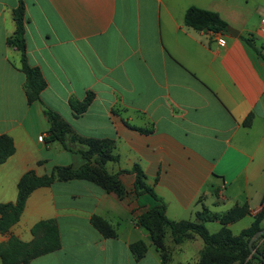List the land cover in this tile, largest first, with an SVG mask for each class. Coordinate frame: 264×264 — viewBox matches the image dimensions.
<instances>
[{
    "label": "crops",
    "instance_id": "obj_1",
    "mask_svg": "<svg viewBox=\"0 0 264 264\" xmlns=\"http://www.w3.org/2000/svg\"><path fill=\"white\" fill-rule=\"evenodd\" d=\"M20 1L27 62L47 84L40 103L31 105L20 55L6 44ZM189 7L217 13L237 37L217 33L225 38L220 47L216 34L185 26ZM247 39L264 55V0H0V136L15 149L0 164V204L15 202L28 171L40 177L85 163L75 152L84 146L70 134L65 145L73 152L44 143V109L74 135L112 141L117 160L105 169L127 192L120 200L81 180L37 188L0 244L10 237L29 243L36 223L53 220L60 248L26 264H164L137 224L158 203L148 194L134 196L135 167L169 220L202 223L215 234L219 220L201 222L198 213L221 216L246 206L248 214L225 227L233 236L248 229L264 206V60ZM89 92L93 101L74 116L69 100L81 102ZM93 216L107 221L115 237H102ZM136 241L147 247L139 261L128 248ZM165 245L166 264H194L204 249L198 236L175 244L170 232ZM176 255L191 261L174 262Z\"/></svg>",
    "mask_w": 264,
    "mask_h": 264
},
{
    "label": "trees",
    "instance_id": "obj_2",
    "mask_svg": "<svg viewBox=\"0 0 264 264\" xmlns=\"http://www.w3.org/2000/svg\"><path fill=\"white\" fill-rule=\"evenodd\" d=\"M12 20L15 24V30L11 36L7 37L6 44L20 55V71L25 77L23 89L27 104L40 103V94L47 84L39 68L31 67L27 62L24 38L25 7L22 1L12 11ZM183 22L185 26L195 31H208L213 34L227 32L226 28L228 26L217 13L196 7H189L185 11ZM246 42L264 60V55L253 47L251 40L247 39ZM93 98L94 95L89 92L81 102L70 99L69 106L74 116L82 115L93 101ZM43 114L49 123L47 135L43 139L44 143L48 145L52 142H58L64 149L73 152L74 150L65 145V137L70 134L73 142H78L84 146L83 150L75 152L85 160V163L78 168L55 167L49 175L40 177L36 176L33 171L26 172L16 185L17 196L15 202L0 204V234L7 233L19 220L26 199L33 190L48 187L56 181H86L98 186L105 193L114 194L117 199H122L125 195V190L117 174H109L105 169L107 162L117 160V157L113 154L112 141L81 138L74 135L69 125L56 113L44 109ZM248 121L249 119L244 124H248ZM14 151L12 139L6 135H1L0 164H3ZM132 172L135 174V193L137 195L148 194L158 203L139 216L138 225L148 233L149 240L159 254L162 263L166 264L169 261L170 252L165 245V235L170 232L172 241L175 244H179L193 236H198L203 241L204 249L198 262L194 264H264V261L258 256L251 255L248 248L250 238L262 229L264 206L255 215L250 227L237 236H233L225 225L248 214L246 206L234 207L221 216H210L206 211L198 213L196 216L199 221L218 219L223 226L217 233L210 234L202 223L169 220L165 215V206L162 201L144 183L142 171L135 167ZM90 223L102 237L107 239L115 237L114 228L104 219L93 216ZM31 234L33 239L29 243L10 237L6 242L0 244L1 264H26L36 257L54 252L60 248L59 233L53 220L36 223L31 229ZM261 239H264V235L252 244V248L264 258V247L257 246ZM128 248L134 261L141 260L147 252V247L143 241H136L130 244Z\"/></svg>",
    "mask_w": 264,
    "mask_h": 264
},
{
    "label": "water",
    "instance_id": "obj_3",
    "mask_svg": "<svg viewBox=\"0 0 264 264\" xmlns=\"http://www.w3.org/2000/svg\"><path fill=\"white\" fill-rule=\"evenodd\" d=\"M226 31H227V33H229V34L232 35L233 37H237V35H238L237 31L234 30L233 28L229 27V26H227ZM41 108L43 109V107H41ZM263 235H264V228H262L261 230H259L258 232H256V233L250 238V240L248 241V248H249V250H250V252H251V255H256V256H258L261 260L264 261V258L261 257L259 254H257V253L255 252V250H253V248H252V244H253L255 241H257V240H258L261 236H263Z\"/></svg>",
    "mask_w": 264,
    "mask_h": 264
},
{
    "label": "rangeland",
    "instance_id": "obj_4",
    "mask_svg": "<svg viewBox=\"0 0 264 264\" xmlns=\"http://www.w3.org/2000/svg\"><path fill=\"white\" fill-rule=\"evenodd\" d=\"M123 188H124V187H123ZM124 190H125V188H124ZM133 194H134V196H135L136 198H139V197H141L142 195H144V194H142V195H141V194H140V195H137V194L135 193V191H133ZM125 196H127V192H126V190H125V195H124V197H125ZM124 197H123V198H124ZM123 198H122V199H123ZM122 199H120V200H122ZM142 214H143V213H142ZM142 214H141V215H142ZM141 215H140V216H141ZM138 218H139V217H138ZM137 224H138V219H137ZM167 233H168V232H167ZM250 257H251V256H250ZM250 257H249V258H250ZM181 259H182V257H181L180 255H176V256H175V259H174L173 261H174V262H181V263H182V262H190V261H191V260H188V261H182Z\"/></svg>",
    "mask_w": 264,
    "mask_h": 264
},
{
    "label": "built area",
    "instance_id": "obj_5",
    "mask_svg": "<svg viewBox=\"0 0 264 264\" xmlns=\"http://www.w3.org/2000/svg\"><path fill=\"white\" fill-rule=\"evenodd\" d=\"M216 42L218 46L223 47L225 45V38L222 35L216 34Z\"/></svg>",
    "mask_w": 264,
    "mask_h": 264
}]
</instances>
